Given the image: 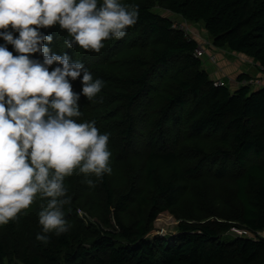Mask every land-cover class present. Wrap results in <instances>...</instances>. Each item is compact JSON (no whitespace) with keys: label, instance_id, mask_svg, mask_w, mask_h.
Here are the masks:
<instances>
[{"label":"trees","instance_id":"16d2710c","mask_svg":"<svg viewBox=\"0 0 264 264\" xmlns=\"http://www.w3.org/2000/svg\"><path fill=\"white\" fill-rule=\"evenodd\" d=\"M121 2L138 6V22L99 53L66 48L58 25L42 30L53 36L51 52H67L104 81L92 100L81 95L78 122L95 120L109 134L112 173L92 176L95 187L78 170L65 178L71 228L47 234V244L36 239L39 195L0 225V264H264V90L216 87L195 55L199 44L160 15L203 24L215 48L264 68V0ZM81 79L71 81L76 93ZM206 183L229 190L226 200L197 201ZM164 214L179 222L178 234L149 240Z\"/></svg>","mask_w":264,"mask_h":264},{"label":"clouds","instance_id":"9594fccd","mask_svg":"<svg viewBox=\"0 0 264 264\" xmlns=\"http://www.w3.org/2000/svg\"><path fill=\"white\" fill-rule=\"evenodd\" d=\"M138 18V6L121 0H0V225L39 195L45 202L36 239L47 244V234L71 228L63 211L70 202L65 178L78 170L95 187L92 176L112 173L109 134L95 120L78 122L81 95L92 100L104 81L67 52H51L53 36L42 30L58 25L66 30V48L99 53L104 41L124 38ZM81 77L76 93L71 81Z\"/></svg>","mask_w":264,"mask_h":264},{"label":"crops","instance_id":"0c3cea01","mask_svg":"<svg viewBox=\"0 0 264 264\" xmlns=\"http://www.w3.org/2000/svg\"><path fill=\"white\" fill-rule=\"evenodd\" d=\"M199 25L194 24L193 40L199 44L198 49H203L204 51L203 57L200 58L203 62V70L209 74L213 81L224 82L231 92L235 93L242 87L241 82L243 80L263 76L262 67L254 60L242 54L230 52L228 49L215 48L212 45L211 38L209 41L204 38L206 37L205 27ZM206 57L209 59L205 60ZM213 58L215 61L212 60ZM251 89L254 91L259 90L257 87Z\"/></svg>","mask_w":264,"mask_h":264},{"label":"rangeland","instance_id":"374dc122","mask_svg":"<svg viewBox=\"0 0 264 264\" xmlns=\"http://www.w3.org/2000/svg\"><path fill=\"white\" fill-rule=\"evenodd\" d=\"M160 15L170 17L177 25H179L180 23L183 24V22L180 19L176 18L175 16H173L172 14H170L168 12H164V11L160 10ZM199 26L203 27V24L200 23ZM188 27L190 30V37L193 39L194 35L192 34V32L194 33V25L188 24ZM204 32H205V36H206V37H204L205 40L207 39L209 41L210 37H209L208 32L205 29H204ZM201 50H203V49H201ZM203 55H204V53H203ZM208 59H209L208 57L205 58V60H208ZM212 60H214V58ZM217 62H219V61H217ZM217 189L222 191V194H220V192ZM227 192H229V190L226 191L225 189H223L221 187L220 188L214 187L212 184L206 183V184L202 185V187H200V190L195 192V199L197 201H201L202 198H204L203 195H205V196H208L207 199H211L210 202L217 203V201L226 200V199H224V197H225L224 194L227 195ZM234 200H235V196H234ZM194 204H199V202H195ZM220 207H223V206H220ZM214 212L222 214V215H228V211L226 212V208L225 207L221 208V211H220V208L218 205L214 209ZM79 215H80V218L85 217V214L81 211L79 212ZM212 220H214V219H212ZM209 221H210V219H207L206 221H204V223H207ZM178 225H179V222L174 219V216L168 215V214L161 215L155 223V231L149 236L148 239L153 240L154 238H157V237H165V238L169 239L170 237H174L178 234ZM232 234L238 235V236L240 235V234L236 233V231L233 232ZM250 236H252L251 238H255V235L254 236L250 235ZM260 236L264 237V234L260 233ZM224 239L232 240L233 236L230 235V236L225 237Z\"/></svg>","mask_w":264,"mask_h":264},{"label":"built area","instance_id":"2783aa9c","mask_svg":"<svg viewBox=\"0 0 264 264\" xmlns=\"http://www.w3.org/2000/svg\"><path fill=\"white\" fill-rule=\"evenodd\" d=\"M173 28L183 31L185 33V36L188 39H191L190 30H189L188 24H185V23L181 24L180 23L179 25H177L176 23H174ZM203 53H204L203 50L198 49L196 51V57L202 58L203 57ZM262 72H263V76L262 77L245 79V80H243L241 82V86L242 87H251V88L257 87L259 89H263L264 90V68H262ZM215 86L216 87H225L226 84L224 82H222V81H218V82H215ZM250 237H252V236H250Z\"/></svg>","mask_w":264,"mask_h":264},{"label":"water","instance_id":"95a60500","mask_svg":"<svg viewBox=\"0 0 264 264\" xmlns=\"http://www.w3.org/2000/svg\"><path fill=\"white\" fill-rule=\"evenodd\" d=\"M235 232V231H234ZM236 233H238V234H240L241 235V233L240 232H238V231H236ZM260 235V234H259ZM263 237V236H262ZM264 238V237H263Z\"/></svg>","mask_w":264,"mask_h":264}]
</instances>
